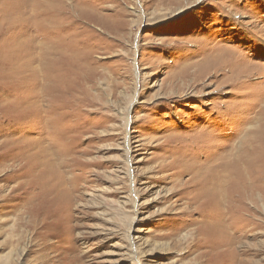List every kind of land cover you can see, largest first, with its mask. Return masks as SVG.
Segmentation results:
<instances>
[{
	"label": "rangeland",
	"instance_id": "rangeland-1",
	"mask_svg": "<svg viewBox=\"0 0 264 264\" xmlns=\"http://www.w3.org/2000/svg\"><path fill=\"white\" fill-rule=\"evenodd\" d=\"M263 140L264 0H0V264H264ZM235 155L257 187L214 206ZM47 158L73 187L39 186Z\"/></svg>",
	"mask_w": 264,
	"mask_h": 264
},
{
	"label": "bare ground",
	"instance_id": "bare-ground-1",
	"mask_svg": "<svg viewBox=\"0 0 264 264\" xmlns=\"http://www.w3.org/2000/svg\"><path fill=\"white\" fill-rule=\"evenodd\" d=\"M260 48V47H259ZM227 55V54H226ZM225 56V55H224ZM31 58H29V60H30ZM218 60V59H217ZM221 60V59H220ZM27 61V60H26ZM219 63L221 62V61H218ZM217 62V63H218ZM213 63H215V62H213ZM218 63V64H219ZM31 64L32 63H30L29 62V64L27 63V62H25V66H27V65H29L26 69H25V67H24V70L26 71V72H31L32 73V75L33 74H35V70L31 67ZM208 64V63H207ZM230 64H232V63H230ZM212 65V64H211ZM214 65V64H213ZM216 65V67H218V66H220V65H217V64H215ZM227 65H229V63L227 64ZM260 65V64H259ZM230 66V65H229ZM263 66V65H262ZM19 67V66H18ZM210 67V66H209ZM212 67V66H211ZM215 67V68H216ZM228 67V66H227ZM232 67V66H231ZM21 68V67H20ZM54 68V67H53ZM221 68H222V65H221ZM246 68V67H245ZM256 68V67H255ZM19 69V68H18ZM202 69V68H201ZM254 69V68H253ZM40 70V69H39ZM208 70H209V68H208ZM222 70V69H221ZM260 69H258V71H259ZM203 71V70H202ZM202 71H199V72H202ZM216 71V70H215ZM225 71V70H224ZM231 71V70H230ZM256 71H257V68H256ZM263 71V70H262ZM226 72V71H225ZM229 72V71H228ZM236 72V71H235ZM253 72V71H252ZM251 72V73H252ZM14 73L16 74L15 76L17 77H20V75L18 74V71H17V69L16 68H14ZM14 73H13V75H14ZM197 73H198V71H197ZM203 73H204V71H203ZM224 73V72H223ZM232 73V72H231ZM243 73V72H242ZM245 73V72H244ZM243 73V74H244ZM198 74H200V73H198ZM243 74H242V76H243ZM250 74V73H249ZM255 74V73H254ZM216 75V74H215ZM246 75V74H245ZM258 75V74H257ZM26 76V75H25ZM35 76V75H34ZM202 76V75H201ZM234 76H235V74H234ZM27 77V76H26ZM197 77H199V75L197 76ZM215 77V76H214ZM214 77H212L213 79H214ZM230 77V76H229ZM228 77V78H229ZM202 78H203V76H202ZM218 78V77H217ZM241 78H243V77H241ZM241 78H239V79H241ZM244 78H246V77H244ZM243 78V79H244ZM248 78V77H247ZM197 79V78H196ZM212 79V80H213ZM223 79H225V78H223ZM242 79V80H243ZM24 80V79H23ZM25 80H27V78H25ZM215 80V79H214ZM240 81V80H239ZM26 81H24V84L22 83V84H17L16 85V87L18 88V89H21V88H27L28 87V85L26 86V83H25ZM215 82V81H214ZM232 82V81H231ZM231 82L229 83V84H231ZM234 82V81H233ZM232 82V83H233ZM31 83V82H30ZM203 84V83H202ZM228 84V83H227ZM31 85V84H30ZM35 85V84H34ZM232 85V84H231ZM258 85V84H257ZM261 85V84H260ZM262 86H263V84H262ZM257 87V86H256ZM224 88V87H223ZM222 88V89H223ZM254 88V87H253ZM29 89V88H28ZM250 89V88H249ZM38 90V89H37ZM241 90V89H240ZM239 90V91H240ZM257 90L259 91L260 89L259 88H257ZM261 90H263V89H261ZM31 91V90H30ZM30 91H24V92H22V93H16L14 96H12L11 98V102L10 103H12V104H14V106L15 107H17L18 108V110H22V111H26V109H28V111H27V113H29V118L30 119H34V118H36L37 119V121H38V124H37V129H38V132H39V135H38V140L37 141H35V143L37 142V143H40V142H48V140L50 139V138H48L47 137V133H48V130L50 129V127H51V119H50V116H49V109H44V107H42V106H40L39 105V103H37V100H35V98H34V96H35V94L34 93H32V91H31V93H30ZM238 91V90H237ZM251 91V90H250ZM252 91H254V90H252ZM243 92V91H242ZM248 92V91H247ZM246 92V93H247ZM251 94V93H250ZM19 95H21V97H19V98H21V99H18V101L21 103V104H19V103H17L18 101H17V98H18V96ZM259 95H261V94H259ZM38 96V95H37ZM41 96L44 98L45 97V93H42L41 94ZM257 97V96H256ZM37 98V97H36ZM15 99H16V101H15ZM134 99V98H133ZM131 101H133V100H131ZM262 101V100H261ZM258 104V103H257ZM51 107V106H50ZM256 109V108H255ZM19 112V111H18ZM125 116H127V114H125ZM245 117V116H244ZM252 117H253V115H252ZM50 120V121H49ZM254 120V119H253ZM127 124H128V122H127ZM127 124H126V128H127ZM250 124V123H249ZM210 125H212V123L210 124ZM253 125V124H252ZM210 126H208V128H209ZM205 128V127H204ZM203 128V129H204ZM207 128V129H208ZM240 128V127H239ZM32 129H34V127L32 126ZM202 129V125L199 127V129H198V131H200V133L202 134V131H204ZM206 129V128H205ZM241 129V128H240ZM239 129V130H240ZM243 129H244V127H243ZM246 130V129H245ZM252 132V131H251ZM200 133L198 132V134H199V136H200ZM195 134H197V133H195ZM195 134H194V136H195ZM204 134V133H203ZM206 134H208V133H206ZM245 134V133H244ZM247 134V133H246ZM243 135V134H242ZM203 136V135H202ZM209 136V135H208ZM244 136V135H243ZM198 137V136H197ZM253 137V136H252ZM255 137V136H254ZM191 138V137H190ZM193 138V137H192ZM198 138H200V137H198ZM209 138V137H208ZM207 138V139H208ZM43 139V140H42ZM62 138H60L59 139V141L61 140ZM201 139H203V137L201 138ZM206 139V138H205ZM210 139V138H209ZM248 139V138H247ZM247 139H246V141H247ZM254 139V138H253ZM64 140V139H63ZM190 140V139H189ZM214 140V139H213ZM195 141H198V139L197 140H195ZM200 141V140H199ZM203 140H201V142H202ZM256 141V140H255ZM264 141V140H263ZM51 142V141H50ZM192 142V141H191ZM211 142L212 141H210V144H211ZM214 142V141H213ZM243 142V141H242ZM254 142V141H253ZM261 142V141H260ZM52 143H54V142H52ZM204 143V142H203ZM199 144L200 146H198V147H200V149L199 150H201V151H203V145L206 143H204V144ZM248 143V142H247ZM252 143V142H251ZM198 144V143H197ZM214 144H215V142H214ZM227 144H229V142L228 143H226V145ZM246 144V143H245ZM47 145H49V144H47ZM125 145H126V153H127V155H129V149H130V145H129V142L127 141V140H125ZM188 145H190V144H188ZM208 144H206V145H204V146H207ZM211 145H213V144H211ZM222 145V143L220 144V146ZM225 145V146H226ZM39 146H40V144H39ZM236 146V145H235ZM238 146V145H237ZM244 146V145H243ZM249 146V145H248ZM248 146H247V148H248ZM256 146V145H255ZM259 146V145H258ZM263 146V145H262ZM41 147V146H40ZM48 147H50V146H48ZM53 147H55V146H53ZM197 147V148H198ZM213 147H215V146H213ZM233 147V146H232ZM253 147H254V145H253ZM208 148H209V146H208ZM221 148V147H220ZM237 148V147H236ZM240 148V147H239ZM52 149V148H51ZM205 149H206V147H205ZM216 149V148H215ZM222 149V148H221ZM241 149V148H240ZM35 150H36V148H35ZM40 150V149H39ZM198 150V151H199ZM212 150V149H211ZM210 150V151H211ZM214 150V149H213ZM247 150V149H246ZM250 150V149H249ZM255 150H256V148H255ZM48 151H50V150H48ZM214 151H216V150H214ZM242 151V150H241ZM251 151H252V149H251ZM258 152L260 151V150H257ZM35 152V151H34ZM53 152H54V150H53ZM56 152V151H55ZM225 152H227L226 150H225ZM253 152V151H252ZM255 152V151H254ZM195 153V152H194ZM199 153V152H198ZM197 153V154H198ZM202 153V152H201ZM215 153V152H214ZM216 153H218L217 151H216ZM242 153V152H241ZM261 153V152H260ZM264 153V152H263ZM263 153H262V155H263ZM52 154V153H51ZM65 154V153H64ZM219 154H220V151H219ZM234 154V153H233ZM237 154V153H236ZM58 155V153L57 154H55V156H57ZM199 155V154H198ZM209 155V154H208ZM238 155V154H237ZM255 155V154H254ZM225 156V155H224ZM228 156V155H227ZM241 156V155H240ZM200 157V156H199ZM217 157V156H216ZM226 157V156H225ZM231 157V156H230ZM249 157V156H248ZM37 158H38V156H37ZM43 158H45L44 156H43ZM201 158V157H200ZM212 158V157H211ZM217 158H220V157H217ZM232 160L231 159H228V158H225L226 159V161H221V160H218V163H215V164H217L216 166H220V170H218V171H216V172H214L213 170L211 171V174H210V176L209 177H207L206 179H208V180H206L205 179V184H203L202 183V186H200L201 187V190L202 189H208V188H210V189H212L213 191L211 192L212 194V197L211 196H209L210 197V200L211 199H213V201H214V206H218L219 204H221L220 203V201H222V198H221V195L222 194H229L230 196H231V194H234L235 193V191L237 192V190H239L240 191V193H239V191H238V193H239V195H244V194H248V193H250V192H252L253 191V189H254V187L256 186L257 187V176H259V174H257L256 175V173L254 174V172L255 171H253V169H250V167H249V165H247L246 167H242V163L238 160V158H237V156L235 155V156H232ZM243 158V157H242ZM51 159H52V157H51ZM244 159V158H243ZM242 159V160H243ZM247 159V158H246ZM38 160V159H37ZM54 160V159H53ZM40 161L41 160H39L38 162H39V164H40ZM65 161V160H64ZM190 161V160H189ZM188 161V162H189ZM203 161V160H202ZM209 161V160H208ZM211 161V160H210ZM215 161V160H214ZM220 161V162H219ZM249 161V160H248ZM191 162H192V160H191ZM216 162V161H215ZM245 162V161H244ZM192 163H194L195 164V162L193 161ZM197 164V163H196ZM210 164V163H209ZM212 164V163H211ZM42 165V164H41ZM58 165V166H57ZM192 165V164H191ZM206 165V164H205ZM34 166V165H33ZM61 166H63L62 164H61V162L58 164V162L56 161V162H54V161H52V160H49L48 158L45 160V162H44V164L42 165V168L44 169V171H41L42 173H40V179L42 180V181H44V183H40L39 184V186L41 187V186H44V188L45 189H50V187H53V190H55L56 192H58V191H60V190H63L64 188H67V190L69 189V187H67L68 186V183H70V185L69 186H72V184L73 183H71V182H68L65 178H63V175L61 174V175H59L58 176V173H57V171H55V169H59ZM66 166V165H65ZM193 166V165H192ZM191 166V167H192ZM75 167V166H74ZM194 167V166H193ZM213 167V166H212ZM37 168V167H36ZM187 168V167H186ZM189 168V167H188ZM197 168V167H196ZM202 168H205L204 166L202 167ZM214 168V167H213ZM75 169V168H74ZM195 169V168H194ZM193 169V170H194ZM200 169H201V167H200ZM211 169V168H210ZM189 170V169H188ZM204 170V169H203ZM64 171H66V170H64ZM186 171H187V169H186ZM198 171V170H197ZM195 172V171H194ZM199 172V171H198ZM190 173V172H189ZM55 174L57 175V176H55ZM188 174V173H187ZM191 174V173H190ZM189 174V175H190ZM196 174V173H195ZM198 174V173H197ZM200 174V173H199ZM204 174V173H203ZM52 176V177H51ZM133 176V175H132ZM201 176V175H200ZM226 177H229L230 178V180H229V183L227 184L228 186H226V185H224L225 183H223L225 180H226ZM190 178V177H189ZM188 178V179H189ZM194 178V177H193ZM40 179H39V181H40ZM132 179V181H134L133 180V177L131 178ZM135 179V178H134ZM191 179H192V177H191ZM195 179V178H194ZM199 180V179H198ZM36 181V180H35ZM41 181V182H42ZM136 181V180H135ZM185 182V181H184ZM197 182V181H196ZM260 182V181H259ZM186 183V182H185ZM190 183V182H189ZM192 183H194V182H192ZM62 184L64 185V187H61L62 186ZM184 184V183H183ZM197 184V183H196ZM35 185V184H34ZM74 185V184H73ZM194 185V184H193ZM37 186V185H36ZM190 186H191V184H190ZM224 186H226L227 187V192H225V190H224ZM73 187V186H72ZM183 187V186H182ZM29 188V187H28ZM185 188V187H184ZM191 188V187H190ZM193 188H195V187H193ZM26 189V188H25ZM181 189V188H180ZM187 189V188H186ZM242 189V190H241ZM41 190V189H40ZM134 190V189H133ZM138 190V189H137ZM188 190V189H187ZM198 190H200V189H196V192L198 191ZM70 191V190H69ZM193 191H195V189H193ZM203 191V190H202ZM205 191V190H204ZM210 191V190H209ZM250 191V192H249ZM32 192V191H31ZM64 192V191H63ZM185 192H187V191H185ZM207 192V191H206ZM248 192V193H247ZM137 193H138V191H137ZM177 193H178V191H177ZM176 193V194H177ZM188 193H189V191H188ZM201 193V192H200ZM238 193H236L237 195H238ZM135 194H136V192H135ZM175 194V193H174ZM184 194V193H183ZM195 194V193H194ZM199 194V193H198ZM204 194V193H203ZM202 193H201V195H203ZM252 194V193H251ZM180 195V194H179ZM189 195V194H188ZM191 195H193V194H191ZM183 196V195H182ZM240 196V197H241ZM204 197V196H203ZM243 197V196H242ZM242 197H241V199H242ZM65 198H66V196H65ZM67 198H69V196L67 197ZM138 198V197H137ZM180 198V197H179ZM205 198H206V196H205ZM226 198V197H225ZM230 198H232V196L230 197ZM181 199V198H180ZM185 199V198H184ZM188 199V198H187ZM186 199V200H187ZM199 199V198H198ZM208 198H206V200H207ZM237 199H239V198H237ZM236 199V200H237ZM248 199V198H247ZM176 200V199H175ZM179 200V199H178ZM191 200V199H190ZM193 200V199H192ZM206 200H205V202L204 203H206ZM209 200V199H208ZM207 200V201H208ZM229 200H231V199H229ZM70 201V200H69ZM188 201V200H187ZM232 201V200H231ZM234 201H235V199H234ZM249 201V200H248ZM72 202V201H71ZM188 202H190V201H188ZM200 203H201V201H199ZM209 202V201H208ZM207 202V203H208ZM225 202V201H224ZM223 202V203H224ZM227 202H228V200H227ZM233 202V201H232ZM240 202V201H239ZM185 203H187V202H185ZM192 203H194V202H192ZM210 203H212V202H210ZM230 203V202H229ZM235 203V202H234ZM241 203V202H240ZM243 203V202H242ZM63 204H66L65 202L63 203ZM68 204H70V203H68ZM189 204V203H188ZM239 204V203H238ZM199 204H197V206H198ZM204 205V204H203ZM235 205V204H234ZM234 205L232 206V207H234ZM244 205V204H243ZM66 206H68V205H66ZM228 206V205H227ZM236 206V205H235ZM189 207V206H188ZM191 207H192V205H191ZM223 207H225V205L223 206ZM232 207H230V208H232ZM193 208V207H192ZM199 208H201V204H200V207ZM212 208V207H211ZM210 207H209V209H211ZM237 208H239V207H237ZM236 208V209H237ZM244 208V207H243ZM213 209V208H212ZM216 209V208H215ZM215 209H214V211H215ZM235 209V210H236ZM242 209V208H241ZM137 210V209H136ZM208 210V209H207ZM246 210H247V208H246ZM249 210V209H248ZM247 210V211H248ZM264 210V209H263ZM203 211V210H202ZM216 211H218V210H216ZM237 211V210H236ZM235 211V213L237 214V212ZM243 211V210H242ZM189 212V211H188ZM193 212V211H192ZM206 212V214H211L212 215V212L211 211H209L208 210V212H210V213H208L207 211H205ZM230 212V211H229ZM245 212V211H244ZM204 213V212H203ZM219 213V212H218ZM221 213V212H220ZM231 213H233V211L231 212ZM235 213H234V215H235ZM181 214V213H180ZM242 214V213H241ZM181 215H183V214H181ZM189 215H190V213H189ZM192 215H194V214H192ZM196 215V214H195ZM243 215V214H242ZM188 216V215H187ZM203 216V215H202ZM201 216V217H202ZM244 216V215H243ZM251 216V215H250ZM209 217H210V215H209ZM214 217V216H213ZM234 217H238V216H234ZM190 218V217H189ZM232 218V217H231ZM239 218V217H238ZM192 219V218H191ZM198 219V218H197ZM249 219V218H248ZM204 220V219H203ZM202 220V221H203ZM206 220V219H205ZM223 220V219H222ZM231 219H229L228 221H230ZM244 220H246V219H244ZM195 221V220H194ZM193 221V222H194ZM201 221V222H202ZM211 221V220H210ZM216 221V220H215ZM235 221V220H234ZM251 221V220H250ZM197 222V221H196ZM195 222V223H196ZM209 222V221H208ZM207 222V223H208ZM241 222V221H240ZM246 222V221H245ZM245 222H244V224H245ZM192 223V222H191ZM205 223V222H204ZM214 222H211L210 223V225L211 224H213ZM218 223V222H217ZM201 224H203V223H201ZM221 224V223H220ZM223 224V223H222ZM227 225H228V223H227ZM231 225V224H230ZM206 226V225H205ZM222 225H220V227H221ZM225 226V225H224ZM240 226V225H239ZM210 227V226H209ZM211 227H213V226H211ZM218 227V226H217ZM219 228V227H218ZM222 228V227H221ZM215 229V228H214ZM227 229H228V227H227ZM234 229V228H233ZM212 230H213V228H212ZM222 230H224V228L222 229ZM210 231H211V229H210ZM210 231H208L209 233H211ZM231 231V230H230ZM233 231V230H232ZM239 231H241V229H239ZM221 232V231H220ZM219 232V233H220ZM224 232V231H223ZM218 233V232H217ZM232 233V232H231ZM216 234V233H215ZM221 234V233H220ZM229 234V233H228ZM222 235V234H221ZM223 236V235H222ZM221 236V237H222ZM216 237V236H215ZM220 237V238H221ZM224 237V236H223ZM226 237V236H225ZM228 238V237H227ZM210 239H212V238H210ZM210 239H209V241H210ZM224 239V238H223ZM232 239V238H231ZM208 240V239H207ZM227 240V239H226ZM233 240V239H232ZM199 241V240H198ZM208 241V242H209ZM213 241H214V239H213ZM229 241V240H228ZM227 241V242H228ZM207 242V243H208ZM216 243V242H215ZM223 243H224V240H223ZM226 243V242H225ZM229 243H231L230 241H229ZM208 245V244H207ZM213 245H214V243H213ZM216 245V244H215ZM222 245V244H221ZM221 245H219V246H221ZM224 245V244H223ZM231 244H229V246H230ZM217 246V245H216ZM226 246H227V244H226ZM201 247V246H200ZM210 247V246H209ZM218 247V246H217ZM221 247H223V246H221ZM228 247V246H227ZM226 247V248H227ZM211 248V247H210ZM209 248V249H210ZM219 248V247H218ZM214 249H215V247H214ZM217 249V248H216ZM229 249V248H228ZM231 249V248H230ZM233 249V248H232ZM225 250V249H224ZM136 251L137 252H140V250H139V248H136ZM213 251V250H212ZM212 251H210V252H212ZM214 251H217V250H214ZM227 251V250H226ZM209 252V251H208ZM219 252H221V251H219ZM139 254V253H138ZM137 254V255H138ZM211 254V253H210ZM209 254V255H210ZM214 254V253H213ZM216 254V253H215ZM212 255V254H211ZM210 261V260H209ZM228 263H229V261H228ZM204 264V263H203ZM206 264H207V262H206Z\"/></svg>",
	"mask_w": 264,
	"mask_h": 264
}]
</instances>
